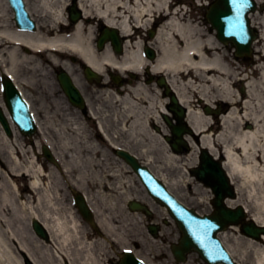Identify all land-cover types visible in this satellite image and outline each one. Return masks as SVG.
I'll use <instances>...</instances> for the list:
<instances>
[{"label": "bare ground", "instance_id": "obj_1", "mask_svg": "<svg viewBox=\"0 0 264 264\" xmlns=\"http://www.w3.org/2000/svg\"><path fill=\"white\" fill-rule=\"evenodd\" d=\"M3 1V7H0V44L3 49L0 51V63L2 66L6 65L4 69L8 73L16 72L18 65L44 69L43 65L38 64V54L29 56L22 53L20 46L24 45L34 50H44L42 54H46L47 61L53 63L59 62L57 56L62 51H74L102 74L106 67L120 73L132 71L138 74L147 67L149 73L164 74L168 79L167 86L186 108V122L192 129L190 137L194 140V133L201 135L199 141L196 142L195 139V144L188 137L184 138L187 149L195 152L194 148L197 147L199 150H207L215 158L218 155L223 158V168L237 195L234 199H228L227 205L242 206L255 225L264 227V46L256 49L259 55L255 59L258 63L255 68L258 78L246 79L241 76L243 72H239V68L234 67L223 52H220L218 41L212 36L205 38V30L198 22L186 19L182 10L170 12L169 0H79L78 7L83 15L102 19L130 39L126 43L124 56L116 60L109 50L102 54L94 52L90 42L91 35H84V25L81 22L69 36L58 35L53 31L58 24L65 23L64 9L68 6L66 0H59L64 2L60 8L56 6V0H36L44 21L52 25L47 30H41L38 25L35 33L8 27L4 20L7 1ZM25 2L27 4L29 0ZM27 9L32 12L31 6L27 5ZM156 17L155 24L158 28L151 42L146 44L142 38H135L132 26H138L139 31L149 29L151 19ZM88 26H91L90 22ZM263 37L264 33L261 31L260 38L264 40ZM132 40H135L133 45ZM258 41L260 39L256 42ZM143 45L157 51L158 56L153 64L143 58ZM51 49L58 52H50ZM6 58L9 60L8 64ZM64 63L65 68L69 69V64ZM29 79L30 83L40 82L36 75ZM74 79L79 87V80ZM236 83L242 84L243 93L236 92ZM194 98H199L209 108L217 107L216 111L219 113H205L202 110L204 106L196 105ZM114 102L117 107L115 113L108 112L99 122L100 131L109 145L98 135L96 139L100 143H96L91 136H85L79 124L71 125L72 129H66H70L75 136L63 134L59 138L60 148L55 155L60 163L56 168L45 169L38 165L36 152L31 153L30 149L26 151L15 142L9 144L2 140L0 264H22V255L31 264H105L108 258L104 248L106 241L110 243L111 240L119 245L125 240L114 218L107 211L117 210L118 196H124L126 201L134 197L128 191L131 183L125 178L126 171L114 165L104 168L107 149L102 143L107 147L125 149L116 142L118 137L112 136L110 125H115L119 132L127 133L141 145L140 154L148 162H153L154 156L159 154L163 163L172 169L185 165L182 163L186 161L185 157L174 153L167 142L160 144L158 139L147 133L152 129L151 124H159L162 114L168 113L165 101L161 102L157 111L155 98L148 87L137 83L124 97L114 98ZM44 103L46 107L56 103V100H46ZM5 113L8 115L6 106ZM51 123L50 119L46 120V126L54 127ZM248 124L251 127L244 128ZM144 136L147 138H143ZM15 145L18 150L13 148ZM6 154L8 160L3 159ZM21 154L25 156L24 160ZM134 156L140 159L137 154ZM161 179L165 182V178ZM17 180L26 181L23 189ZM181 180L188 181L182 177L174 184ZM64 181L69 188L85 186L87 202L91 200L100 203L101 206L96 208L97 212L92 204L90 208L96 215V224L101 231H83L75 212L71 209L62 211L60 202ZM194 190H197L195 186ZM138 201L153 207L150 201ZM32 220H38L47 231V242L38 240L30 232L32 230L27 228ZM232 229L236 231V228ZM245 239V252L238 259L236 252L227 247L232 257L241 264H264V234L258 241ZM244 253L249 259L247 263H243Z\"/></svg>", "mask_w": 264, "mask_h": 264}, {"label": "rangeland", "instance_id": "obj_2", "mask_svg": "<svg viewBox=\"0 0 264 264\" xmlns=\"http://www.w3.org/2000/svg\"><path fill=\"white\" fill-rule=\"evenodd\" d=\"M55 1V0H54ZM67 3H70L71 0H66ZM177 2H182V3H188L190 4L189 0H176ZM210 0H203L204 3V8H205V4H207V2ZM56 6L57 7H61L63 6L64 2L59 0H56ZM4 4V1L0 0V7L2 8ZM259 4H263L264 5V0H260ZM29 5L32 8V12H33V16L36 19H39V22L41 23V27L43 30H47L49 28H47L48 26H51L52 24H50L49 22H45L44 21V15L42 14L39 6H38V2L36 0H29V2H27L26 6ZM8 6V4H7ZM5 5V15H4V20L7 21V26L10 28H14V23H13V13L12 10L10 9V7ZM192 6V5H191ZM90 9V8H89ZM184 12L187 11L186 16L190 17L191 20H193V15H195V17L198 16V18L201 17V15L198 12V15L194 13V10L191 9L190 11L188 10H182ZM206 11V10H204ZM202 11H200L201 13ZM48 19V18H46ZM251 20H252V25L254 27H256L258 29L259 32H263L264 33V12H257L255 14H253L251 16ZM200 24H202V28H204L205 30V38H207V36H212L214 37V32H211V28L207 23H202L201 20H199ZM215 38V37H214ZM264 38V37H263ZM260 41L256 44H254V51H253V58H251V60H246L245 58L243 59H237L234 56V52L235 50L233 49V47L231 45H227V46H222L220 45L221 49L220 52L222 54H224L226 56V59L231 62L234 67L239 68V72L242 71H246V72H250V70H253L257 67L258 63L256 62L255 58L258 57V52L256 51V49L258 48H262V46H264V40H262L261 38H259ZM20 66V65H18ZM21 72H25L24 69H20ZM245 77V76H244ZM258 77V76H257ZM39 83V82H38ZM41 86L43 85L42 83L40 84ZM243 86L240 83H236V92H242ZM153 90V89H152ZM152 94L155 96V101H156V106L158 108V106H160V98L159 95L154 92L151 91ZM113 97L110 96V99L107 103V106L105 105L103 108V111H100V114L98 113V115L100 117H102L105 112H107L108 110H111V103L113 102ZM195 102L197 105H200L199 103V99L196 98ZM120 108V107H118ZM114 112V111H113ZM63 117H69L68 119H62L61 117H59V120H61V122L59 123L60 126H58V128L60 130H51L50 129V133H52L50 136H47L49 139V142H51V145L54 147V149H57V147H59V138L63 136V134L65 133V135L68 136H75V134H72V132L70 133H66L67 130L66 128H70L72 123H79L82 122L83 123V128L82 130L85 132L83 133L85 136H91L93 138H95L96 135V129L94 126H92V124L88 121L85 122L83 119H81L80 117H78L76 114H70V116H66V115H62ZM109 120H107L108 122ZM62 123V124H61ZM86 123V124H85ZM251 127V125H244V128H249ZM65 128V129H64ZM111 134L118 137V144H120L122 147H125L127 149H129L131 152L137 154L141 161L144 162L146 165L148 164V167L153 171L154 174L156 175H163L164 178L167 177L168 182L171 181H175L179 175H182L186 180H188L190 183H192V187H191V191H188V187L184 186L183 184H179V185H175L173 184V186H168L169 189L171 190V192L178 198V200H180L183 204H185L186 206H188L189 208L195 210L196 212H198L199 214H210L212 212V208H211V204L209 202V199L212 198L211 194L209 193V191L207 189H205L204 187H202L200 184L196 183L193 179H191L188 175V169L189 168H185V165H188V167H192L191 165H197V158H196V153L198 151H196L194 154H190L187 153L185 155H183V157L185 156L186 161H183L182 163L185 165L181 166V171L179 169H172L170 168L168 165H165L163 163V159L162 156H159V154L155 155V159L153 160V162H148L146 160V157L143 156L142 154H140L141 151V145L139 146L134 140H132L131 137H129V135L127 133H122L119 132L117 130V127L115 125H110L109 127ZM144 134L143 132H138V134ZM148 134L151 135H155L157 134L154 129L149 130L147 132ZM155 133V134H154ZM82 136V135H81ZM149 136V135H148ZM143 138H147V137H143ZM160 144H163L162 142ZM109 151L106 152V157L104 160V168H109L111 165H114L116 167L122 168L124 170V165L123 163H121L116 155H114V153L111 151V149H108ZM22 159L24 160V157H22ZM43 163L45 164V167H47L48 169L52 166L46 159L43 160ZM193 166V167H194ZM124 167V168H123ZM128 170V169H127ZM159 170H162V173H159ZM180 173V174H179ZM166 176V177H165ZM125 178H127V180L130 181L131 186L128 188L129 194L131 195V197L135 196V197H139L140 199H144L146 195L143 187L140 185L138 179L132 174L129 173L127 175H125ZM134 183V184H132ZM20 184H22V186L24 187L26 185V182H21ZM194 185L196 186L197 190H194ZM23 189V188H22ZM87 189V188H86ZM69 194L70 191H65L62 193V199L60 202L61 205V209H63V212H66V210H68L69 208L72 207V199L69 198ZM93 202V201H92ZM116 205H118L116 207V211L111 212V211H107L108 214H110L113 218H114V222H116L118 228H119V232L121 234V236L125 239L124 241L121 242V244H119L118 246H116V250L113 251V249H111V247L108 245H106L105 248V252L107 253L108 258L106 259L107 262L105 264H116L117 260H118V255L120 254L121 250L123 248H131L134 253L136 254L137 257L142 258L145 260L146 264H174L173 261V257L170 253L169 250V242L171 243H175L177 241V239L179 238V232L178 229L173 225V226H167V227H162L163 228V234H165L166 236H170L173 235V237H171L170 240H166V242L163 240V238L157 241H154L150 236H148L146 229H145V221L144 218L141 215H133L132 213H130L127 209H126V201H125V197L124 196H118L117 201H116ZM101 206L100 203L95 202L94 203V207H99ZM64 208L66 210H64ZM156 210L155 211V221L158 222L162 219L163 217V213L161 212V208L159 207H155ZM100 209V208H99ZM104 209V208H103ZM75 210V209H72ZM76 211V210H75ZM68 212V211H67ZM76 218L81 222L83 229L86 232H91L92 229L90 227V225L88 223H86L81 216L79 215V213L76 211L75 213ZM167 217V215H166ZM222 237H224V240L226 242V244L232 248L234 250V252H236V256L237 258H240L239 255L243 252H245L244 250V238L238 233H234V231H226L225 233H223ZM138 244V245H137ZM138 246V247H137ZM96 250V249H94ZM104 251V250H103ZM245 253H244V258L245 259L243 263H247L249 262L248 257H245ZM243 257V256H242ZM21 260H22V264H31L29 262V260L25 257V256H21ZM184 264H205L203 263V261H201L199 259V257L196 254H191L188 257V261Z\"/></svg>", "mask_w": 264, "mask_h": 264}, {"label": "water", "instance_id": "obj_3", "mask_svg": "<svg viewBox=\"0 0 264 264\" xmlns=\"http://www.w3.org/2000/svg\"><path fill=\"white\" fill-rule=\"evenodd\" d=\"M9 1L16 12L17 25L21 28H32V22L24 11L21 0ZM254 9V3L251 0H218V2L210 9L207 18L218 31V37L223 41H232L237 46L238 53H240L243 50H249V44L254 38L247 19V13ZM172 101L174 104L176 103L174 98H172ZM125 157L126 159L131 160V164L133 165L134 160L130 159V157ZM197 174L199 178L206 180V182L212 186L217 197V200L215 201L217 213L214 217H211V219L222 227L228 222H239L240 219L243 218L242 210L239 208L236 211H230L225 209L222 205V199L224 198L223 194L227 193L230 195L231 193L227 184V179L220 168L219 163L213 162L210 157L204 155L201 167L197 171ZM36 229H38L37 225ZM244 230L246 234L252 236H256L257 233L262 231L249 227ZM190 250L199 252L203 257L202 252L191 242L183 231L181 247L180 249L175 250L174 253L178 259L183 260L185 252Z\"/></svg>", "mask_w": 264, "mask_h": 264}, {"label": "flooded vegetation", "instance_id": "obj_4", "mask_svg": "<svg viewBox=\"0 0 264 264\" xmlns=\"http://www.w3.org/2000/svg\"><path fill=\"white\" fill-rule=\"evenodd\" d=\"M103 30V27L99 26L96 31L97 33H100ZM123 38H127L126 36H122ZM126 39H124L125 41ZM71 61L73 62L71 65H73L74 67H71V69H83L82 65H81V61L77 60V59H71Z\"/></svg>", "mask_w": 264, "mask_h": 264}]
</instances>
